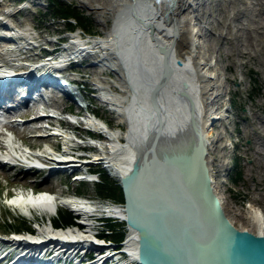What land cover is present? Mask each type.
<instances>
[{
	"label": "bare ground",
	"instance_id": "1",
	"mask_svg": "<svg viewBox=\"0 0 264 264\" xmlns=\"http://www.w3.org/2000/svg\"><path fill=\"white\" fill-rule=\"evenodd\" d=\"M191 1L167 0L165 4L156 5L154 0H87L86 4L89 9L98 14H105L108 18L103 35H94L85 40L80 34H71L68 44L64 46L67 48V52L59 55L62 59L61 62L64 63L71 55L72 59H75L84 54L85 62L89 57L93 62L92 65L97 64L94 63V60L100 59L101 63H106H103L102 68L115 73L120 80L119 82L116 80L115 82H105L98 78L102 85H100V97L126 128L123 131H115L109 128L102 119H96L94 116L89 118V124L95 128L101 127L107 140L106 143L100 141L92 143L90 147L96 149V153H93L96 155L90 157L89 163H95L102 158L101 155H104L115 178L129 174L131 168L134 167L132 151H138L135 140H146V134L155 136L161 131V126L162 134H166V126H172V121L175 122L177 130H182L194 129L199 119L204 120L207 127L210 128L212 121L225 120L226 118L224 111L227 109L216 111L219 105H217V99L215 100L222 96L224 91L221 92V85L215 80V72L211 70L213 63L206 54L200 51L203 47L199 41L201 35L199 18H202L204 12L198 13ZM3 14L8 15L9 13ZM3 24L1 26L7 31L2 36H11L15 45L8 46L9 48H0V71H20L24 70L19 69L21 66L22 68L31 67L32 65L26 64L15 65L12 61L13 57L19 56L18 51L24 52V50L36 47L35 43H30L34 37L28 29L18 30L12 25L9 27ZM18 38L21 41L15 40ZM90 52L93 54L91 55ZM44 64H49V61H44ZM55 67L58 66L55 65ZM43 77L46 78V76ZM53 85L67 91L66 85L61 83ZM17 88L18 86L15 84L12 87H7L4 92L0 88V95L3 96L1 98L5 100L1 103H12V100L18 96L17 90H15ZM36 105L38 104L28 106L27 110L21 114L28 118ZM45 117L53 116L46 113ZM41 118L44 120L34 118L27 119L25 122L37 125L46 120L43 116ZM38 131H40L39 127L29 128V132L33 135ZM65 138L67 139V136ZM69 140L72 141V139ZM8 145L15 148L16 154L26 162H33L29 160L30 157L31 160L40 159L41 162L46 163L45 165L49 166V168H44L46 178L58 170L61 172L65 168H69V170L81 171L88 166L77 163L76 156L71 157L72 152L78 150L67 143L59 153H56L51 145H46L50 150L47 149L48 152H43V154L26 152L27 148H22L20 144L12 141H9ZM1 147H5V145ZM29 172L32 171H26V173ZM34 172L39 174L40 169ZM5 176L8 174L5 173ZM23 178L25 179L26 175ZM216 182L218 185L217 178ZM32 184L35 183L28 180L24 186L27 189L29 188L27 186ZM8 202L28 219L34 218V212H39L40 215L47 216L50 220L59 206L71 209L78 218L77 222L75 221L74 224L62 229L36 222L37 233L20 234L6 239L5 242L8 244H17V254L28 251L38 255L40 254L38 251L29 247L49 241L41 247L49 248L47 252L50 253L46 261H36L31 257L32 262L36 264H48L47 261L60 258L61 253L67 259L71 258L70 256L76 251L85 252L88 245L100 248L101 242L94 239L93 222H91L90 215L101 213V215L117 221L124 216V211L119 204L81 200L74 196L60 197L59 193L46 189L39 195L32 191L28 193H25V190L20 191ZM253 222L255 224L254 234L264 236V215L258 209H254ZM125 230L122 241L116 244L117 246L114 245V251L111 254H99L94 264H103L111 259L110 257L116 259L121 257L119 261L115 260L110 264L135 263L137 236L134 231L126 228ZM3 254L9 256L8 251L5 250L1 256L5 261L10 260ZM28 260L22 257L18 259V261L31 263Z\"/></svg>",
	"mask_w": 264,
	"mask_h": 264
},
{
	"label": "rangeland",
	"instance_id": "2",
	"mask_svg": "<svg viewBox=\"0 0 264 264\" xmlns=\"http://www.w3.org/2000/svg\"><path fill=\"white\" fill-rule=\"evenodd\" d=\"M21 1L23 2L20 3ZM35 1L37 4H32L27 0H0V19H4L0 20V36L7 31L1 26L4 23L5 26L10 27L12 25L18 30L28 29L34 37V43L39 45V47L24 50V52L18 51L19 56L13 57L12 61L15 65H25L29 60L43 59L41 53L44 48L52 49L54 47L57 49V54L66 53L67 48L64 49L63 47L67 45L68 41L67 43H63V41L70 39L71 34H85L87 39L94 35H103V29L108 18L105 14H98L89 9L88 4H86L87 0H61L72 4L84 16L85 28L76 23H73L69 28L64 21L56 19L49 13L47 0ZM191 4L198 10V13L204 12L202 18H199L201 21L199 24L201 33L199 41L203 47L200 51L206 54L213 63L211 70L215 72V80L221 85V92L224 91L222 96L215 98L217 105H219L216 111L227 109L224 111L225 120L212 121L210 124V128H214L215 176L217 175L216 178L219 182L218 189L235 226L254 233V209H258L264 215V0H192ZM15 40L18 41V39ZM13 45H15L14 42L0 40V48ZM86 61L88 62H83L80 65L74 64L71 67L78 73H68L70 72L68 67L64 70L68 76L81 77L82 83L77 88L75 87V92L77 98L81 96L85 98L81 101L85 105L88 103V106L85 107V110H80L85 113L87 109L88 113H94L105 121L109 128L115 131H123L126 128L124 123H121L118 117L116 118L115 115L106 110V103L94 99L89 94V91H92L91 88L101 85L100 79L105 82H115V80L119 82L118 76L102 67L98 68L88 64L92 62L89 57ZM103 70L104 72H102ZM252 75L258 81L255 86L250 81ZM77 84L79 83L77 82ZM45 92H50L51 102L59 111L57 115L61 120L48 118L50 124L54 123L55 126L50 131L42 133L45 136L38 135V132L34 135L29 132V128L35 126L33 123L11 124L14 126V130L8 137L12 142L20 144L22 148H27L24 149L30 153L39 152L43 154V152L50 150L47 147L50 145L56 153H59L67 143L78 150L72 152L76 156L75 158L83 155L78 159L90 161V156L95 150H90L91 148L87 147V144L91 143L88 137L93 140H100V142L103 141V143H106L107 140L99 133L88 134L89 130L84 128L82 124H80L81 127L73 130L66 119V115L61 113L62 109L66 108L65 103L68 104L69 102L60 97L56 90L47 89ZM73 109L77 108L73 106ZM25 110L27 108L13 110V114L10 115L14 118L26 119V116L21 114ZM58 125H61L65 131H60ZM48 132L60 134L48 135ZM74 135L77 136L78 141H82L83 146H79L78 142L69 140V138L73 139ZM38 142L40 143L38 144ZM4 143V139L0 140V146ZM74 156L71 155V157ZM87 165L86 168L92 169L97 174L103 167L97 163ZM18 168L19 166L0 164V237L3 239H8L13 234L37 233L36 222L41 225L50 224L58 229L67 228L69 225H64L62 222L59 223L60 225L55 224L56 221H60V213L64 216L66 212L71 213L73 220L77 222L78 218L74 212L65 206H59L57 212L48 220L47 216H42L39 212H34V218L28 219L18 209L9 205L8 201L14 198L16 193L23 190L27 192L31 187L39 190L50 189L59 193L60 197L74 196L98 203L108 202L98 196L95 181H75L58 171L49 174V181L45 184H32L26 189L24 185L28 180L44 177L46 172L40 171L39 174L22 172L14 175ZM237 172H241L242 176L239 177ZM5 173L8 176H5ZM25 175L26 178L24 179ZM107 177L109 181L117 185L115 177L110 175ZM105 221H108L113 227L118 225L119 231H126L124 228L122 229L123 223L120 221L103 218L95 225V220H91L94 224H92L94 237L111 232L107 230V222ZM23 222L31 230L24 228ZM12 227L23 228L18 231L13 230ZM103 240L100 242L105 243V245L113 244L109 238L104 237ZM109 250L111 248L105 246L101 248L102 253ZM95 254L96 252H91L89 257H93Z\"/></svg>",
	"mask_w": 264,
	"mask_h": 264
},
{
	"label": "water",
	"instance_id": "3",
	"mask_svg": "<svg viewBox=\"0 0 264 264\" xmlns=\"http://www.w3.org/2000/svg\"><path fill=\"white\" fill-rule=\"evenodd\" d=\"M134 167L118 176L135 264H264V236L235 226L215 178L214 128L175 122L135 140Z\"/></svg>",
	"mask_w": 264,
	"mask_h": 264
},
{
	"label": "trees",
	"instance_id": "4",
	"mask_svg": "<svg viewBox=\"0 0 264 264\" xmlns=\"http://www.w3.org/2000/svg\"><path fill=\"white\" fill-rule=\"evenodd\" d=\"M47 9L53 17H55L58 20L64 21L69 28L73 23H76L80 27L85 28L86 23L84 16L81 15L74 8L72 4L61 0H47ZM250 81L254 86L258 84L257 79L253 75L250 76ZM237 173L239 177L242 176L241 172H237ZM233 180L236 181L235 178H233ZM95 183H96V190L100 198H103L104 200L116 204H119L121 202L118 186L115 183L108 180L107 173L104 170L102 169L99 170L98 179ZM60 215H61L60 221L59 222L56 221V223L54 222L56 225H60L59 224L60 222H62L64 225L67 226L75 223L71 213L66 212L65 216L62 213H60ZM105 222H107L106 223V227L108 228L107 230H110L111 232L100 234V236L109 238L112 243L119 244L122 241L125 232L119 231L117 224L116 227H113V225L108 223V221ZM22 224L24 228L31 230V228L25 222H23ZM121 227L122 229L124 228L125 230L123 224ZM12 229L18 231L21 230L20 227H12Z\"/></svg>",
	"mask_w": 264,
	"mask_h": 264
}]
</instances>
